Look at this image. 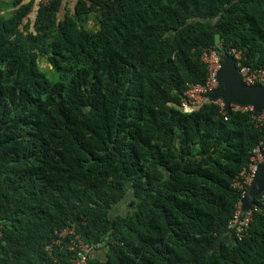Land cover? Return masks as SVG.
Instances as JSON below:
<instances>
[{
    "label": "trees",
    "instance_id": "obj_1",
    "mask_svg": "<svg viewBox=\"0 0 264 264\" xmlns=\"http://www.w3.org/2000/svg\"><path fill=\"white\" fill-rule=\"evenodd\" d=\"M62 1L31 19L33 1L0 0V264L67 262L46 250L65 227L105 250L87 264H264V211L227 230L264 128L181 107L210 48L264 68V0H80L60 18Z\"/></svg>",
    "mask_w": 264,
    "mask_h": 264
},
{
    "label": "built area",
    "instance_id": "obj_2",
    "mask_svg": "<svg viewBox=\"0 0 264 264\" xmlns=\"http://www.w3.org/2000/svg\"><path fill=\"white\" fill-rule=\"evenodd\" d=\"M235 60L239 73L242 76V82L246 86L264 85V68L251 69L248 66H244L241 62V55L235 49H232L229 53ZM202 62L206 67V79L203 84H189L184 94L182 101V108L195 109L202 104L208 97V95L217 88L218 80L217 74L221 68L222 62L219 53L216 48H210L203 52L201 57ZM218 105L220 112L223 114L225 103L223 100L218 99L214 102ZM231 112H246L252 113L253 107L249 105H239L235 103L230 104ZM254 124L257 128H264V112L257 114L254 117ZM264 149L263 142L260 141L258 146L253 150V155L250 158L249 165L246 169L240 173L239 177L234 181L233 187L242 191V196L246 192V188L252 182L256 166L262 162L263 157L261 150ZM264 211V192H262L257 198V204L251 211L242 214L239 206L233 217L229 221L227 230L233 231L237 240H241L248 230L252 221L253 212ZM74 230L70 227H65L57 231V238L46 247V250L51 253L54 246H58L70 253H73L72 257L67 262H60L57 259H53L54 264H86L88 256L93 250L100 245H91L84 243L79 236H74ZM72 238L68 242L64 243L65 238ZM76 253V254H74Z\"/></svg>",
    "mask_w": 264,
    "mask_h": 264
},
{
    "label": "water",
    "instance_id": "obj_3",
    "mask_svg": "<svg viewBox=\"0 0 264 264\" xmlns=\"http://www.w3.org/2000/svg\"><path fill=\"white\" fill-rule=\"evenodd\" d=\"M222 65L217 74L218 86L207 97L209 103L221 99L225 103V112L230 115V104L253 107L252 116L264 111V85L246 86L236 68L235 61L226 52L220 54ZM263 161L256 166L252 182L241 199V210L247 212L255 205V199L264 191V150Z\"/></svg>",
    "mask_w": 264,
    "mask_h": 264
},
{
    "label": "crops",
    "instance_id": "obj_4",
    "mask_svg": "<svg viewBox=\"0 0 264 264\" xmlns=\"http://www.w3.org/2000/svg\"><path fill=\"white\" fill-rule=\"evenodd\" d=\"M29 1H33L34 2L33 8H32L33 14H32V16H30L31 19H34V16H35L36 11L38 9V5L40 4L41 0H24V3H27ZM79 1L80 0H63L62 4H61L60 15H59L60 18L63 17L64 14H66L67 12H69L70 14H74L75 7H76V5H77V3ZM90 20H93V18L90 17ZM226 238H227V240H230L231 237L228 235V236H226ZM92 256L96 257L98 259L104 260L105 259V250L101 249V250H98V251H94L92 253Z\"/></svg>",
    "mask_w": 264,
    "mask_h": 264
},
{
    "label": "rangeland",
    "instance_id": "obj_5",
    "mask_svg": "<svg viewBox=\"0 0 264 264\" xmlns=\"http://www.w3.org/2000/svg\"><path fill=\"white\" fill-rule=\"evenodd\" d=\"M5 15H7L5 12H4ZM90 25H88V27L90 29H93L92 28V24H93V21L90 20L89 22ZM39 67L40 69L43 71V73H45V75L51 80V81H56L57 80V72L56 70L52 67V66H49V64L45 61L44 58H40V62H39ZM128 200H129V196L126 197V199H124L118 206H117V210H115V212H119V213H125L127 212L128 210Z\"/></svg>",
    "mask_w": 264,
    "mask_h": 264
},
{
    "label": "bare ground",
    "instance_id": "obj_6",
    "mask_svg": "<svg viewBox=\"0 0 264 264\" xmlns=\"http://www.w3.org/2000/svg\"><path fill=\"white\" fill-rule=\"evenodd\" d=\"M218 53H219V52H218ZM220 54H221V53H219V56H220ZM227 54H228V53H227ZM228 55H229L230 57H232L230 54H228ZM232 58H233V57H232ZM220 59H221V58H220ZM233 59H234V58H233ZM234 61H235V60H234ZM221 62H222V61H221ZM235 65H236V62H235ZM236 68H237V66H236ZM237 69H238V68H237ZM256 86H262V85H256ZM263 112H264V111H263ZM220 113L222 114V112H220ZM252 113H253V112H252ZM261 113H262V112H261ZM224 114H227V113L225 112V108H224V110H223V115H224ZM231 114H233V113L231 112V108H230V115H231ZM227 115H228V114H227ZM230 115H228V116H230ZM252 117H255V116H252ZM262 150H264V149H262ZM262 150H261V151H262ZM261 155H262V154H261ZM262 157H263V156H262ZM262 161H263V160H262ZM259 164H260V163H259ZM248 187H249V186H248ZM247 189H248V188H247ZM246 191H247V190H246ZM263 192H264V191H263ZM245 193H246V192H245ZM244 195H245V194H244ZM244 195H243V196H244ZM243 196H242V197H243ZM257 198H258V196H257L256 199H255V205L252 206V207L250 208L249 211H251L252 208L256 206V204H257ZM238 206H239L240 212H241L242 214H244V212H242V210H241V202L239 203ZM238 206H237V208H236V211H237V209H238ZM236 211H235V212H236ZM249 211H247V212H249ZM247 212H245V213H247ZM259 212H260V211H259ZM261 212H262V211H261ZM253 213H254V212H253ZM253 213H252V215H253ZM251 222H252V221H251ZM250 224H251V223H250ZM249 227H250V226H249ZM248 229H249V228H248ZM247 231H248V230H247ZM247 231H246V232H247ZM54 240H55V239H54ZM54 240H53V241H54ZM47 247H48V246H47ZM57 247H58V246H57ZM100 247H101V246H99V247H97V248H93V250L91 251V253H90L89 256H88V259L90 258V256H92V253H93L94 251L98 250ZM47 252H48V251H47ZM48 253H49V252H48ZM75 254H76V253H75ZM52 258H53V259H56V258H54V257H52ZM87 262H88V260H87ZM86 264H87V263H86Z\"/></svg>",
    "mask_w": 264,
    "mask_h": 264
}]
</instances>
